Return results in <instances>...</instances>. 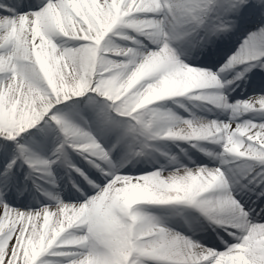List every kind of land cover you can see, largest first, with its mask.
Here are the masks:
<instances>
[{
  "label": "snow or ice",
  "instance_id": "obj_1",
  "mask_svg": "<svg viewBox=\"0 0 264 264\" xmlns=\"http://www.w3.org/2000/svg\"><path fill=\"white\" fill-rule=\"evenodd\" d=\"M0 264H264V0H0Z\"/></svg>",
  "mask_w": 264,
  "mask_h": 264
},
{
  "label": "rangeland",
  "instance_id": "obj_2",
  "mask_svg": "<svg viewBox=\"0 0 264 264\" xmlns=\"http://www.w3.org/2000/svg\"><path fill=\"white\" fill-rule=\"evenodd\" d=\"M193 111H196L195 109H193ZM205 113H200V112H197V115H204ZM210 119L212 118V117H209ZM187 147V145H182V147ZM63 170V171H65V168H63V167H60V170ZM55 171V175H56V181H57V183L59 184V185H62V173L59 171V168H57V169H55L54 170ZM70 176H68V178H69ZM73 178H75V177H73ZM63 187V186H62ZM35 195H39L40 196V198L41 199H43V197L41 196V194L40 193H35ZM151 211H155V210H151Z\"/></svg>",
  "mask_w": 264,
  "mask_h": 264
}]
</instances>
